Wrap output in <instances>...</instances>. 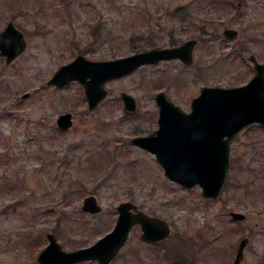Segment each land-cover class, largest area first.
I'll list each match as a JSON object with an SVG mask.
<instances>
[{
	"label": "rangeland",
	"instance_id": "obj_1",
	"mask_svg": "<svg viewBox=\"0 0 264 264\" xmlns=\"http://www.w3.org/2000/svg\"><path fill=\"white\" fill-rule=\"evenodd\" d=\"M10 19L26 47L9 62L0 54V264H39L48 231L67 250L92 243L113 227L125 200L165 219L170 233L148 244L135 224L109 264H231L243 237L240 264H264L262 125L231 142L217 198L170 180L153 153L129 142L157 127V90L188 111L202 85L251 77L249 55L264 62V0H0V29ZM226 25L238 29L236 39L223 35ZM189 38L192 63L162 60L107 80L93 109L78 80L47 83L77 54L110 59ZM121 91L135 97L136 109L124 107ZM66 111L72 124L60 129L56 118ZM89 194L98 212L81 209Z\"/></svg>",
	"mask_w": 264,
	"mask_h": 264
},
{
	"label": "water",
	"instance_id": "obj_2",
	"mask_svg": "<svg viewBox=\"0 0 264 264\" xmlns=\"http://www.w3.org/2000/svg\"><path fill=\"white\" fill-rule=\"evenodd\" d=\"M223 34L237 38L238 30L226 25ZM195 38H189L174 46L148 48L110 59H91L77 54L71 61L61 64L47 83L58 87L78 80L84 87L88 108L93 109L105 96L107 80L133 72L147 63L180 58L185 64L193 62ZM26 47L24 33L8 20L0 30V54L9 62ZM253 74L239 85L223 86L206 84L191 99V110L185 111L174 103L164 90L155 93L158 105V127L145 135L130 138L131 144L145 148L155 155L165 175L182 186L190 188L198 184L205 198H217L230 168L231 142L245 126L257 122L264 126V63L250 54ZM27 93H25L26 95ZM120 97L126 109L137 106L135 97L121 91ZM56 124L68 129L72 124V113H59ZM81 208L98 212L101 205L93 194L84 197ZM117 216L111 230L93 243L67 250L56 235L48 231V242L38 254L39 264H75L84 260L97 259L98 264H109L124 245L133 225L139 224V239L154 243L170 233L165 219L150 215L131 200L116 205ZM235 219H243L244 213L231 211ZM248 242L243 237L231 264H240L244 247Z\"/></svg>",
	"mask_w": 264,
	"mask_h": 264
},
{
	"label": "flooded vegetation",
	"instance_id": "obj_3",
	"mask_svg": "<svg viewBox=\"0 0 264 264\" xmlns=\"http://www.w3.org/2000/svg\"><path fill=\"white\" fill-rule=\"evenodd\" d=\"M169 95V94H168ZM170 96V95H169ZM171 98V97H170ZM172 99V98H171ZM192 99V98H191ZM157 108H158V106H157ZM158 113V112H157ZM143 149V148H142ZM144 150H146V149H144ZM147 151V150H146ZM154 243H156V242H154ZM148 244H153V243H148Z\"/></svg>",
	"mask_w": 264,
	"mask_h": 264
}]
</instances>
